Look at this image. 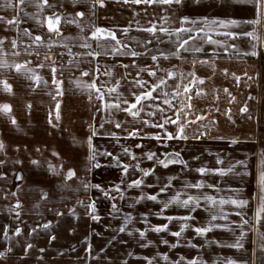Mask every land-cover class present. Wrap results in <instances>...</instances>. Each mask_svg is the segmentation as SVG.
I'll list each match as a JSON object with an SVG mask.
<instances>
[{
  "label": "crops",
  "instance_id": "0c3cea01",
  "mask_svg": "<svg viewBox=\"0 0 264 264\" xmlns=\"http://www.w3.org/2000/svg\"><path fill=\"white\" fill-rule=\"evenodd\" d=\"M91 2L92 0H48L51 7L41 8L37 4H42V0H26L23 6L18 4V0H13L17 4L13 9L7 7L8 0H0V16L9 19L16 17L19 20V23L13 25L0 21L1 39L8 41L5 43L3 40V52L0 54L6 52L11 58L19 57V52L18 55L11 53V42H27L32 53L23 54L37 59L34 64L38 67H34L32 72L40 76L41 81L39 84L35 80L32 83L21 82L19 85L22 91L37 92L33 96L35 100L38 99L40 108L53 107V100H42L45 89L43 85H46L42 77L54 76L58 81L64 77L62 84L56 87L58 90L65 91L67 87L70 91L81 89L83 92L80 105H74L66 99L64 106L70 110L73 107L79 108L81 113L78 118L84 124H93V147L82 164L75 165L76 168L71 166L74 168L71 170L75 172L71 178L68 176V168L53 170L47 164L24 167L23 172L28 174L23 179L12 182L14 188H17L12 197L10 180L0 176V253L4 254L0 258V264H148L149 260L151 264H188L192 259H197L199 264H228V261H235L237 264H264V248L261 247L264 241L260 237L264 233V220L257 223L255 218L260 198L264 195L259 183V174L264 170L261 164L264 160V21L258 26L247 23L255 18V11L254 6L246 0H194L187 2L188 4L181 0L178 4L179 14L175 19L168 13L163 15L161 25H153L156 29L167 28L169 32L158 30L153 34L143 30L153 26L127 28L105 24L102 11L106 7L102 9L97 4L92 8ZM79 11H84L85 15L76 16ZM54 14L61 17L57 25L60 32L48 27L47 19ZM185 16L196 22L195 25H184L185 27L204 28L194 43L195 47L203 49L200 52L191 50L193 41H189L188 51L177 47L175 29L181 27V18ZM229 20L240 23L228 27L218 23ZM214 21L217 23H213ZM11 28L32 30L28 32L30 35H23V31V39L20 41L16 33L11 35ZM95 28L115 32L123 47L115 45V41L110 38L105 39V36H101L99 40L94 38L92 32ZM253 28L258 31L259 42L242 35ZM226 31L237 33V37H225L223 33ZM39 33L44 40L36 42L34 37ZM205 33L221 44L209 42ZM191 35L197 37V32L193 31ZM180 36L187 38V33H180ZM113 45L119 51H112ZM223 45H227V51ZM232 45L236 47L233 48ZM253 45H256L255 49ZM253 50L257 55L250 54ZM132 51L139 55L133 57L121 54ZM91 52H99L100 55H88ZM161 52L167 58L161 56ZM176 52L179 56L172 54ZM37 53L40 56H36ZM153 55L158 59L152 60ZM47 56L50 63H45L44 57ZM193 61L196 63L193 64ZM53 67L56 69L54 74ZM149 69L156 71L155 77L148 74ZM80 70L82 73L88 70V75L79 76ZM169 72L175 75L168 76ZM190 72L203 78L204 83L197 82L192 86L189 100L184 94V86L190 84ZM1 73L3 81L10 74L4 69ZM236 76L240 77L238 81ZM161 78L165 80V85L153 92V96L159 98L142 101L138 107L143 110L138 117L134 118L124 111L128 105L123 103L119 108H105V101H115L117 98L134 101L132 93L147 91ZM136 80L144 81V86L137 85ZM49 83H53V80ZM92 83L105 93L103 101L98 98L95 88L88 86ZM178 84L179 96L176 95ZM52 85L50 89L54 88ZM75 86L80 88H74ZM110 88L116 90L109 94ZM2 89L4 90V85ZM161 89L168 94L167 98L171 100L173 107L163 103ZM224 89H228V92ZM189 103L191 108L186 107ZM244 106L248 108L247 113L240 111ZM228 110L232 119L228 118ZM176 111L181 114V122L185 114L187 119L193 121L185 127L188 138L162 141L155 139V135L164 136V130L152 124L163 122L164 116L175 119ZM199 115L205 118L196 120ZM66 121L69 122L67 115ZM144 121H151L152 124ZM117 122L120 127H116ZM165 127L174 134L177 131L176 124L169 123ZM133 129L138 130L137 134L129 135ZM93 132L96 134L93 135ZM125 149L128 151L125 152ZM149 153H155L151 160L148 159ZM176 153H179L177 163H169L167 167L160 164V160L172 159ZM93 155L95 158L90 159ZM237 161L245 163L238 164ZM124 165H128L126 174ZM137 165L141 168L136 167ZM0 167L4 172L6 164L2 163ZM201 167L210 170L224 169L226 174L221 175L216 171L202 174L197 171ZM149 169L152 171L145 176L144 171ZM228 169L231 171H227ZM136 179H142L143 184L139 187L132 185V181ZM169 184L165 192L159 191ZM195 184L203 186L186 187ZM95 185H100V188ZM117 186L120 192L116 191ZM177 192L181 193V200L186 199L187 195H210L216 197L217 201L222 198L246 200L248 203L243 207L217 203L213 207L201 200L200 207L193 209L192 206L185 208L173 202L165 209L164 203L171 200ZM151 194L157 195V200L149 199ZM17 201L21 205L19 208L16 207ZM93 202L94 212L90 207ZM221 207L223 212L220 211ZM237 212L241 215H237ZM214 214L218 217L216 220L211 219ZM93 216H98L99 219H93ZM184 216L193 218L187 221L180 219ZM126 217L130 219L126 220ZM167 217L173 219L169 220ZM41 218L80 219L87 223L86 232L79 241H74L73 234H70L71 236L66 235L64 244L57 242L56 249L65 251L64 255H40L33 252L36 250L34 247H26L31 244L30 237L17 236L15 229L18 228V221L36 222ZM242 220H247V224H242ZM165 224L167 229L155 230L156 226ZM185 224L188 226L181 231ZM209 224L224 227H213L203 235L194 231L196 227H206ZM191 226L192 229L188 230ZM122 227L124 231L120 230ZM186 230L192 231L187 235H193L195 239L193 254L186 252ZM4 231L8 232V239H5ZM174 232H180V236H174ZM36 238L34 236L32 240ZM237 242L242 247L231 246ZM27 250L32 253L25 252ZM165 256L167 260L164 259Z\"/></svg>",
  "mask_w": 264,
  "mask_h": 264
},
{
  "label": "rangeland",
  "instance_id": "374dc122",
  "mask_svg": "<svg viewBox=\"0 0 264 264\" xmlns=\"http://www.w3.org/2000/svg\"><path fill=\"white\" fill-rule=\"evenodd\" d=\"M184 1L187 3L194 0ZM104 4V7L106 8H101H104L102 14L103 19L106 22H103L105 24L125 26L127 28L136 26L149 27L154 24L161 25V22H163V15H167L169 13V15L175 19L177 14H179L180 9L178 4L175 3L171 5H148L144 3H124V0H105ZM10 30L11 35L12 33H16V36L20 37L21 41L23 39V37H21V33L24 31L23 35H25L32 29L11 28ZM58 32H60V30ZM37 35L42 37L41 33ZM1 37L2 35L0 30V40L3 41L4 39H1ZM43 38L44 37H42L41 41L44 40ZM4 42L7 43L8 41L5 39ZM16 43L17 47L15 49L11 44L10 51L11 53L19 52V57L11 58L9 56H4V54H0V59L6 60L8 64H27V68L31 69V72L22 71L17 73L14 67H0V106L9 104L12 109L10 114L0 111V141L4 144V149L0 150V165H2V163L6 164L4 172L0 167V176H5L8 180H10V196L12 197L15 196V191L17 190V188H14L12 185V182H17L28 174V172H23L24 167L47 164L48 166L52 165L54 170H66L67 168L74 169L73 167L76 168L75 165L82 164L90 154L91 148L89 147L88 139L89 137H92L91 131L93 126L92 123L84 124L82 120L78 118V114L81 113L79 108L73 107L70 110L66 109L63 104L67 99L72 101L74 105H80L81 94L83 93L81 92V89H74L73 91H70L67 90V87H65V91H62V95H58L57 92L60 91L56 88L58 86L54 85L55 83H49L51 79H54V76H43V83L45 81L47 83H45L46 85H43L45 89H43L42 92V100H53V102L51 101V105L53 107L45 106L41 108L38 99L35 100V97L33 96V93L37 95V92L22 91L20 88L21 85L19 84H22L23 81H26V83H32L33 79H30L29 77L32 74V69L34 67L37 68L38 65L36 64L35 66L34 64V62H37V59L25 57V54L32 53L30 44L27 42H21L22 44H20L19 41H16ZM21 46L22 48L20 49ZM1 48L2 45H0V53L3 52L1 51ZM35 55L37 56V54ZM44 58L45 63H50L51 60L48 56L47 58ZM3 69L5 72L7 71V73H10L8 78L4 79L11 85V92L2 89L3 76H1V71ZM84 72H88V70L83 71V73ZM12 73L14 74L13 76ZM83 73L80 70L79 76H81V74L84 75ZM62 79H64V77ZM62 79H60L61 82L63 81ZM50 85L54 88L52 87L53 89H50ZM74 88L80 87L75 86ZM57 103H59L60 106L59 119L56 118L55 106ZM29 105H31L30 108L28 107ZM50 114L51 123L49 122ZM66 115L69 122L66 121ZM11 117L15 118L16 124L12 123ZM55 153H58L59 155H55ZM34 161L36 163H33ZM72 165L73 167H71ZM90 165H92V162H90ZM55 173L56 172H51V174ZM84 202L86 203L87 199H85ZM31 221L32 220H28L26 222L25 220H21L18 221L17 225L18 228L21 229L20 236L30 237L32 244L31 248L34 247V249H36L33 252L40 255H64L65 251H58L56 249L58 245L57 242L64 244L66 235L71 236L70 234H73L74 241H79L81 236H83L86 232L85 229L87 223L85 221H81L80 219L69 218L46 220L41 218L36 222ZM45 225H47V227H45ZM189 229H192V226L189 227L188 230ZM189 232L192 231L186 230V252L193 254L195 239L193 235H187ZM34 236H37L36 240H32ZM27 241L30 242L29 239H27ZM202 243H204V240ZM25 252L32 253V251L28 250Z\"/></svg>",
  "mask_w": 264,
  "mask_h": 264
},
{
  "label": "snow or ice",
  "instance_id": "6c2138e0",
  "mask_svg": "<svg viewBox=\"0 0 264 264\" xmlns=\"http://www.w3.org/2000/svg\"><path fill=\"white\" fill-rule=\"evenodd\" d=\"M75 2H79V0H75ZM134 3V4H141V3H144V4H148V5H152V4H162V5H171L173 3L175 4H180L181 3V0H124V3ZM247 3H250L254 6V11H255V18L250 20V21H247V23H250L252 25H260L262 21H264V0H246ZM26 3V0H18V4L23 6L25 5ZM99 5L100 7H104L105 4H104V0H92L91 2V6L92 8H95L96 5ZM17 6L16 3H13V0H8V4H7V7L9 8H13L15 9ZM43 6H49L51 7V5H49L48 3V0H42V4H37V7H43ZM85 15V12L84 11H79L76 13V16H79V17H83ZM60 19L61 17L59 15H53V16H49L48 19H47V22H48V27L50 30H53L55 29L57 32L59 31L58 28H56V26L59 24L60 22ZM0 21H3L4 23L8 24V25H13V24H16V23H19V20L18 18L16 17H13L11 19L9 18H6L4 16H0ZM72 22H75V21H72ZM207 23V22H205ZM213 23H217V22H213ZM219 24L223 25L224 27H228L229 25H238L240 23V21H237V20H229V21H219L218 22ZM196 22L191 20L189 17L185 16V17H182L181 18V27H178L175 29V32L177 34V41H178V45L177 47L179 49H183L185 51H188V46H189V41H193V47H192V51L194 52H200L202 51L203 49L200 48V47H195L194 46V43L196 41V39H198V35H199V32L201 31H204V28H201V27H194V26H189V27H185L184 25H195ZM144 31H147L149 33H153L155 34L156 31H161V32H165V33H168L169 32V29L167 28H164V27H161L160 29H156L155 26L153 27H149L147 29H143ZM127 31V30H125ZM195 31L197 32V37H193L191 34L192 32ZM180 33H187V38H182L180 36ZM28 35H30V33H26ZM206 37H207V40L213 44H221L220 41H216V40H212V38L210 36H207V33H205ZM223 35L225 37H231L233 39H235L237 37V33L235 32H232V31H226L223 33ZM242 35L244 36H247V37H251L252 40L254 41H257L259 42L260 40V36L258 35V31L256 28H253L252 31H248V32H244L242 33ZM92 36L94 38H96L97 40L100 39L101 36H105V39L107 38H110L112 41H115V45H120L121 47H123V45H121V42L120 40L117 38L115 32L111 31V30H106V29H103V28H95L94 31L92 32ZM35 41L36 42H40L42 40V37L41 36H35L34 37ZM3 44V41L0 40V45ZM12 44V47L15 49L17 47V43L16 41H12L11 42ZM113 45L112 46V51H119L118 48H116V46ZM86 47H90V45H85ZM100 45L98 44V47ZM224 47V50L227 51V45H223ZM233 48H235L236 46L235 45H232ZM256 45H253V49H255ZM19 53L18 52H14L13 55H18ZM122 55H131L133 57H136L138 56L139 54L135 51H132L130 53L128 52H124V53H121ZM173 55H177L179 56V53L176 52V53H172ZM249 53H245V55H248ZM251 55H257V52L255 50H253L251 53ZM37 55H39L37 53ZM88 55H92V56H99L100 53L99 52H91V53H88ZM161 56H164L165 58H167V55L163 52L160 53ZM4 56H7V53L5 52L4 53ZM47 58V57H46ZM152 60H157L158 57L153 55L151 57ZM203 62V61H201ZM196 61H193V64H195ZM40 67H43V65H39ZM0 67H8V68H11V67H14L17 71V73H20V72H31V69H28L27 68V64H21V63H15V64H8L6 60L4 59H0ZM125 67H127L125 65ZM56 69L55 67L52 68V72L53 74L55 73ZM225 73L227 72V69L224 70ZM85 76L88 75L87 72H84L83 73ZM150 76L152 77H155L156 76V71L155 70H152V69H149V73H148ZM168 76H174L175 74L172 73V72H169L167 74ZM189 76L192 77L191 81H190V84L189 85H185L184 86V94L186 96L187 99L190 100V93L192 91V86L196 85L197 82H199L200 84H203L204 83V79L203 78H200V77H197L195 75L194 72H190L189 73ZM30 79H33L37 82V84L40 83L41 81V77L38 76L37 74H35L34 72H32L31 76L29 77ZM183 79V77H181V80ZM235 79L238 81L240 79L239 76H236ZM45 83H47L45 81ZM53 83H55L58 87L62 84L61 81H58V80H55L53 79ZM135 83L141 87L144 86L145 82L142 81V80H136ZM165 80L163 78H161L158 82L156 83H153L151 88H149L147 91H142L140 92L139 94H136V93H132V95L134 96V101H128L127 99L125 100H120L119 98H117L115 101H105V108H109V107H115V108H119L120 104L123 103V104H126L128 105L126 108H124L123 110L130 113V115L132 117H138L140 115V112L143 110L142 107H138V105H141V102L144 101V100H156L158 99L159 97H155L153 96V92H155L157 90V88H159L161 85H165ZM3 85H4V89L6 91H9L11 92L12 88H11V85L7 82V80H4L3 81ZM90 88H95L96 92L98 93V98L100 100H104L105 98V93L101 91L100 88L96 87L95 83H92L90 85H88ZM179 89V84L177 85V92H176V95L179 96L180 93L178 91ZM116 89L115 88H110L109 89V94L113 91H115ZM225 92H228V89H224ZM161 92L164 96V99H163V103L165 105H168L169 107H173L172 103H171V100L167 98V93L163 92V89H161ZM58 95H62V90L58 91L57 92ZM230 95V93H229ZM233 99H235L233 97ZM29 108L31 107V105L28 106ZM59 103H57L56 105V118L59 119L60 118V114H59ZM157 107L159 108V105H157ZM187 108H191L192 105L189 103L186 105ZM162 112L164 111L163 109H160ZM0 111H3L5 113H8L10 114L12 109H11V105L9 104H4L2 106H0ZM217 111H219V109H217ZM241 112L243 113H247L248 112V108L247 106H244L240 109ZM228 118L229 119H232L231 117V112L230 110H228ZM174 116H175V119H172L170 117H167V116H164L163 117V122H160V123H155V124H152L151 121H144L146 124H152V126L154 127H157V128H160V129H163L164 130V136H161V135H155V139H157L158 141H162L163 139H168V140H171V139H187L188 137L185 135V127L187 124H191L193 121L192 120H189L187 119V114H185V117H184V120L183 122L182 121V117H181V114L179 111H176L174 112ZM205 117L203 115H199V116H196V120H203ZM11 120H12V123L13 124H16V120L14 117H11ZM49 122L51 123V114H50V118H49ZM176 124L177 125V131L176 133L174 134L173 132H169L167 130V128L165 127L166 124ZM116 127H120V124L119 122H117L116 124ZM138 132L137 129H133V131L131 133H129V135H136ZM96 133L93 132V135H95ZM112 135H115V134H112ZM198 138V137H197ZM235 142V141H234ZM88 143H89V147L92 148V139L91 137H89L88 139ZM139 146V145H138ZM4 149V144L2 141H0V150H3ZM128 150L125 149V152H127ZM55 155H59L58 153H55ZM106 155H109L111 156L112 154L111 153H106ZM155 156V153H149L148 154V159L151 160L153 159ZM94 155L92 157H90V159H94ZM178 158H179V153H176L174 154V157L172 159H169V160H160V164H162L164 167H167L169 163H177L178 162ZM133 159H135V156L133 154ZM181 163H185L184 161H179ZM33 163H36L35 161ZM220 163H222V161H220ZM238 164H244L245 162L244 161H237ZM262 166H264V160H262L261 162ZM97 166H98V163H97ZM50 168H53L52 165H49ZM136 167H139V165H137ZM54 170V168H53ZM123 170L125 172V174L127 173L128 171V165H124L123 166ZM152 170L149 169V170H145L144 171V175L147 176L150 174ZM198 172L200 173H205V172H208V171H216V172H219V174L221 175H224L226 174L225 173V170L224 169H206V168H199L197 169ZM227 171H231V169H228ZM75 175V172L74 170H69L68 172V176L69 178H71V176ZM259 183L261 185V192L264 193V170H262L259 174ZM143 184V180L142 179H136L134 181H132V185L134 186H137L139 187L140 185ZM169 185H165L163 187H161L159 189L160 192H165L167 187H169ZM203 185L202 184H195V185H186V187H195V188H201ZM96 188H100V185H95ZM209 187H213V185H209ZM116 191L117 192H120L121 190L119 189V187L117 186L116 187ZM105 195H108L107 192H105ZM45 198H47V194L45 193L44 194ZM180 196H181V193L180 192H177L172 198L171 200H169L167 203H164V208H168L169 204L170 203H173V202H176V203H179L181 204L183 207L185 208H188L189 206H192L193 209H195L196 207H200V201L201 200H204L206 201L208 204L212 205L213 207L216 206L217 203H219L220 205H224L225 203H231L237 207H243L245 206L248 202L246 200H237V199H231V200H224V199H219V201H217V198L216 197H213V196H210V195H203V196H192V195H187V198L186 199H183L181 200L180 199ZM143 198V197H141ZM149 199L155 201L157 200V195L155 194H151L148 196ZM21 205L19 203V201H17V205L16 207L19 208ZM90 207L92 208L93 212L95 211V203L93 202ZM220 211L223 212V208L221 207L220 208ZM19 215V213H18ZM237 215H241L240 212H237ZM193 217L191 216H184V217H180V219H183L185 221L187 220H190L192 219ZM218 217L217 215H212L211 216V219L212 220H216ZM255 218L257 220V223H259L260 220H264V195L261 196L260 198V203H259V206L255 212ZM93 219H96L98 220L99 217L98 216H93ZM126 220L127 219H130V217H126L125 218ZM167 219L171 220L173 219V217H167ZM226 219V217H225ZM242 224H247V220H242ZM188 225L185 224L181 231H183L184 228H186ZM45 227H47V225H45ZM213 227H224L223 225H212V224H209L208 226L206 227H196L194 228V231L197 233V234H200V235H203V234H206L207 232L211 231V229ZM163 229H167V225H160V226H156L155 230L156 231H161ZM121 231H124L125 229L122 227L120 229ZM35 231V230H34ZM15 234L18 236L21 234V229L20 228H17L15 229ZM174 236H177L179 237L180 236V232H174L172 233ZM243 234V233H242ZM141 235H144L143 232H141ZM4 237L5 239H8V232L7 231H4ZM260 237H261V240L264 241V233H261L260 234ZM54 239V237H53ZM165 243H167V241H165ZM232 247H242V245L237 242L236 244L234 245H231ZM28 249H30L32 247L31 244H28L26 246ZM261 247L264 248V243L261 244ZM88 251L89 253L91 252V245L89 244L88 245ZM3 253H0V258H3ZM147 259V258H145ZM165 260H167V256L164 257ZM183 259V258H182ZM148 264H151V261L149 260L148 261ZM188 264H199L198 260L197 259H192V260H189L188 261ZM228 264H237V262L235 261H228Z\"/></svg>",
  "mask_w": 264,
  "mask_h": 264
},
{
  "label": "water",
  "instance_id": "95a60500",
  "mask_svg": "<svg viewBox=\"0 0 264 264\" xmlns=\"http://www.w3.org/2000/svg\"><path fill=\"white\" fill-rule=\"evenodd\" d=\"M56 28H58V26H56Z\"/></svg>",
  "mask_w": 264,
  "mask_h": 264
}]
</instances>
